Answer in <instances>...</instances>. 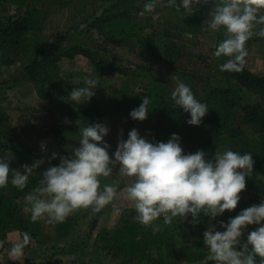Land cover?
Segmentation results:
<instances>
[{
  "label": "clouds",
  "instance_id": "1",
  "mask_svg": "<svg viewBox=\"0 0 264 264\" xmlns=\"http://www.w3.org/2000/svg\"><path fill=\"white\" fill-rule=\"evenodd\" d=\"M212 4L209 19L204 21L206 31H222L223 39L216 45L213 57L223 59L221 72H239L248 56L247 42L253 37L264 38V0H145L141 14L152 13L158 6L175 7L179 12H191L194 6ZM176 86L170 98L174 105L190 115L186 123L199 126L209 111L206 103L198 100L191 87L173 75ZM97 79L84 77V86L75 87L68 98L76 103L89 102L96 94ZM151 97H142V103L130 112L136 121H144L152 110ZM65 122H69L66 121ZM78 146H68L70 155L52 153L51 160L58 165L45 167L38 186L24 197L30 221L59 224L80 210L100 212L112 203L118 194L131 203L136 215L134 220L152 226L162 218L170 225L176 218L189 221L196 227L208 218L209 227L203 232V243L208 259L214 264H264V197L259 204L241 210L227 222L212 224L226 211L235 210L246 189V178L253 171V154L231 149L217 150L209 156L203 150L185 153L181 137L173 133L167 142L150 141L133 128L127 139L118 138L116 150L110 155L111 145L105 140L110 129L104 123H87L77 120ZM41 150L47 152L46 143ZM12 156L0 152V189L9 183L23 191L36 170L45 165V159H35L22 170L11 167ZM50 164V160L47 161ZM121 178H128L124 187L119 181L101 186V177L112 176L114 169ZM249 225H256L248 232L246 242L241 238ZM31 237L25 233L20 243L14 244L10 255L19 256Z\"/></svg>",
  "mask_w": 264,
  "mask_h": 264
},
{
  "label": "trees",
  "instance_id": "2",
  "mask_svg": "<svg viewBox=\"0 0 264 264\" xmlns=\"http://www.w3.org/2000/svg\"><path fill=\"white\" fill-rule=\"evenodd\" d=\"M130 0H115L101 14V16L90 20L88 27H92L100 36L105 38L106 45L109 43L115 46L123 45V39L130 37L134 26V33H138L134 20L140 19V10L131 7ZM77 0H0V76L9 74L11 81L18 83L25 79L32 85L37 96L44 102H51L54 99L66 97L67 81L63 77V70L60 62L63 58L73 59L77 55L87 58L101 75L121 74L127 75L129 71L118 61L114 63L108 59L109 49L103 45L97 48H90L84 45H73L68 47L66 42L68 36H58L53 40L47 38L42 29L43 19L48 13L55 10H65L74 6ZM218 2V0H215ZM7 5H15L20 8V15L16 18L7 14ZM163 7L176 13H188L177 11L175 7ZM203 7L210 11L213 5L194 6L191 11L196 15ZM182 31H189L188 28ZM196 31V30H195ZM194 31V32H195ZM193 32V33H194ZM126 37V38H125ZM165 37H171L165 32ZM223 33L216 37L215 45L210 49L208 63L205 64L213 76L219 75L233 84L213 87L207 96L197 98L199 93L192 89L196 98L206 103L209 111L199 126H191L186 123L190 115L184 113L174 105L170 98V91L165 87H158L151 83L145 95L152 99L151 111L148 118L144 120V128L148 132L150 141L167 142L173 133L181 137V146L185 153H195L203 150L212 156L220 147H226L241 153L250 152L253 154V170L264 176V76L255 75L247 67L248 56L252 45L260 38L253 36L246 44L248 56L243 69L239 72L219 70V64L224 60H217L213 57L216 45L223 39ZM152 37L146 36L140 42L152 55L155 48ZM67 47V48H65ZM176 45L166 47L164 61L174 67L172 56L175 55ZM21 60H27L20 74L10 73L12 66ZM6 74V75H7ZM193 80L195 75L191 76ZM199 82H204L202 77H197ZM71 88V87H70ZM257 93L262 99L261 102L250 100V93ZM142 103L141 96H132L125 99H118L115 102L100 103L92 98L84 102L79 111L76 112L77 120L87 123H102L107 113L130 114L131 110ZM3 112L0 110V137L9 133L8 125L2 122ZM60 134L55 126L52 130ZM79 133L72 138L71 146H78ZM12 150L21 164L31 165L34 156L32 150L21 143L16 135L9 138ZM71 154V153H70ZM55 161L43 165L30 177L27 187L21 191L12 186L11 183L0 189V253L9 245V235L15 232L29 234L31 241L44 234L43 221L31 222L30 212L26 209L23 197L34 187L38 186L42 171L45 167L58 165ZM13 167V166H12ZM260 182L246 178V189L240 193L241 200L235 210L226 211L216 221L227 222L230 217L236 216L241 210L253 204H259L264 197V191L259 187ZM90 210V209H88ZM87 211V210H86ZM127 217L123 226L114 231H102L100 240L105 242L106 249L110 255L118 259H125L129 262L147 264H214L208 259V250L203 243V230L208 218L196 227L188 221H180L176 218L173 225H176L182 236L187 234L196 237V241L189 245L175 246L171 238L164 232H153L134 220L136 215L133 208L126 210ZM99 212L93 218L91 232L96 229ZM74 216H69L65 222L55 224L59 236H67L74 229L76 223ZM162 221V218H161ZM163 222V221H162ZM256 225H249V230H255ZM64 232V233H63ZM62 233V234H61ZM155 253V256H151Z\"/></svg>",
  "mask_w": 264,
  "mask_h": 264
},
{
  "label": "rangeland",
  "instance_id": "3",
  "mask_svg": "<svg viewBox=\"0 0 264 264\" xmlns=\"http://www.w3.org/2000/svg\"><path fill=\"white\" fill-rule=\"evenodd\" d=\"M112 2L115 0H77L69 9L49 12L48 16L43 19L42 29L45 36L51 40L67 35L68 41L65 45L68 47L84 45L96 49L98 45L106 46L110 51V55H107L108 59L114 63L120 61L128 68V71L130 70L127 75H101L87 58L79 57L81 55L73 59L63 58L60 65L68 86L66 97L56 98L51 102L41 100L32 85L25 79L14 84L9 74L0 76V110L4 114L2 122L8 125L9 130L6 136L0 137V152L13 157L12 168L22 170V165H24L19 163L18 157L12 154L9 139L12 135H16L21 143L26 144L32 150L34 160L45 159L46 165L47 161H51L50 158L54 152L60 156L70 155L68 146L71 145L72 138L79 131L75 123L77 121L76 112L84 102L76 104L68 96L76 86H84L85 76L90 75L97 79V87L94 89L96 94L93 98L100 103L115 102V100L132 96L143 97L148 86L155 82L154 85L165 87L171 93L176 86V82L171 79L173 75L178 76L191 89H196L199 93L197 98H205L213 87L235 83L219 75L213 76L205 65L208 63L209 52L215 45L217 35L222 33V31L212 33L202 28L206 26L204 21L209 19L210 9L207 7H203L196 15L193 12L176 13L159 6L152 13L141 14L145 0H130L128 2L131 7L140 10L138 13L140 19L136 18L133 22L139 32L135 34L136 30L132 25L129 28L132 33L130 37L123 39V45L115 46L109 43L107 46L104 42L105 38L92 27L89 29L88 24L90 20L101 16ZM6 8L8 11L6 13L16 18L22 13L15 5H7ZM186 28L189 31H182ZM165 32H169L171 37H165ZM146 36L153 38L154 55L149 53L146 46L140 42ZM175 45V50H177L172 56L175 66L172 67L163 58L166 47L170 48ZM26 65L27 60H21L11 67L10 73L20 74ZM247 67L255 75L264 76V38H260L252 45ZM192 75L196 78L202 77L204 82H199L196 78L191 79ZM250 100L262 101L255 92L250 93ZM107 115L102 123L110 129L109 135L105 137L106 142L111 145L110 155L117 148L118 138L123 135V138L127 139L128 132L133 128L137 129L141 136L147 138L148 132L144 128V121L133 120L129 114L122 112L120 114L109 112ZM66 119L69 122H65ZM55 126L60 130V134L52 131ZM42 142L46 143L47 152L41 150ZM225 149L228 148H219L220 151ZM52 161L59 163V159ZM115 171H118V166L114 169L112 176L101 181V186L119 181L120 187H124L128 178L119 177ZM249 177L260 182L259 187L264 191V176L253 170ZM131 208V203L124 198L123 194H118L112 203L100 211L102 215L93 232H91L93 218L99 212L80 210L71 215L76 218V223L67 236H59L55 224H48L42 220L44 234L29 242L19 256H12L9 253L14 244L23 240V235L19 232L9 235V245L0 253V264H147L129 262L110 255L105 242L100 240L102 231H114L123 226L127 217L126 210ZM154 223L159 225V232H164L171 238L175 246L189 245L196 241L193 235L182 236L176 225H165L161 219ZM212 224L218 230L223 231L219 227V221H212ZM209 226V222H206L203 232ZM145 227L153 229L152 226ZM251 231L253 230L248 228L245 230L241 244L246 242L247 234ZM151 256H155V253ZM197 264H205V262Z\"/></svg>",
  "mask_w": 264,
  "mask_h": 264
},
{
  "label": "crops",
  "instance_id": "4",
  "mask_svg": "<svg viewBox=\"0 0 264 264\" xmlns=\"http://www.w3.org/2000/svg\"><path fill=\"white\" fill-rule=\"evenodd\" d=\"M79 57H81V58H85L84 56H79ZM83 60H84V59H83ZM85 60H86V59H85ZM86 61H87V60H86ZM106 116H108V115H106ZM106 116H105V117H106ZM147 138H148V136H147ZM104 179H105L104 177H101V181L104 180ZM106 180H107V179H106ZM106 180H105V181H106Z\"/></svg>",
  "mask_w": 264,
  "mask_h": 264
}]
</instances>
